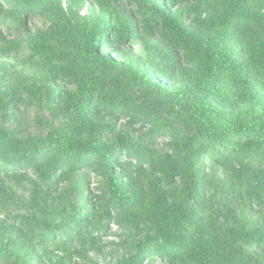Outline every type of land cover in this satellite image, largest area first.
<instances>
[{
    "label": "trees",
    "instance_id": "1",
    "mask_svg": "<svg viewBox=\"0 0 264 264\" xmlns=\"http://www.w3.org/2000/svg\"><path fill=\"white\" fill-rule=\"evenodd\" d=\"M124 1L0 0L23 29L0 32L1 121L23 106L44 129L0 132V211L20 213L0 221V257L87 260L114 224L127 254L109 264H264V0Z\"/></svg>",
    "mask_w": 264,
    "mask_h": 264
},
{
    "label": "rangeland",
    "instance_id": "2",
    "mask_svg": "<svg viewBox=\"0 0 264 264\" xmlns=\"http://www.w3.org/2000/svg\"><path fill=\"white\" fill-rule=\"evenodd\" d=\"M118 5L124 8L125 1L118 0ZM26 27L28 31L37 32L45 28V25L38 19L27 18L26 19ZM22 30L16 29L14 26L10 25L8 22L0 23V32L2 36L8 40L15 41L20 44L22 40ZM126 48L131 52L134 56L141 55V47L138 43H130ZM11 57V55H10ZM37 117L36 112L33 109H26L23 106H16L8 111L6 121H1L0 114V132L8 133L12 135L14 138H38L41 137L44 133V129L40 126L39 123L35 121ZM122 124V122H118ZM137 128V127H135ZM145 134V130H141L136 134V136H142ZM159 146L155 147V149L159 150L163 145L164 141H157ZM203 175L208 180L216 178L220 185L224 188H227L231 185L230 177L220 170L217 167H214L209 162H205L203 166ZM78 183H82L86 186L87 189H94L98 186V180L95 177L89 175H81L78 178H74L73 181ZM13 189L15 192L21 197L23 200L29 199L30 189L27 186H17L13 185ZM65 198H67L66 203L76 205L79 200L75 201V190L71 189V186L64 187ZM210 190H208V193ZM53 213V209H49L47 215L50 218ZM18 210H10L8 212L0 211V221L6 220L11 221L13 218L19 216ZM46 215V218H47ZM127 231H122L114 224H108L101 228L100 232L94 233L95 237L92 247L85 246V253L87 260H83L79 257H73L68 259V264H109L114 263L117 259L126 255L127 252L124 250V245L126 246V242L128 239L126 238ZM77 246L76 243H72L71 248ZM72 251V249H70ZM56 258H61V254L55 255V257L51 259L39 257L40 261L37 262L33 257L29 258L26 264H56ZM0 264H11V261L6 260L5 258L0 257ZM143 264H164L159 262L158 259L152 258L151 262H144Z\"/></svg>",
    "mask_w": 264,
    "mask_h": 264
}]
</instances>
